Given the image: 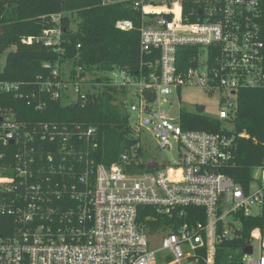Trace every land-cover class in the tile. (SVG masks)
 <instances>
[{
    "label": "built area",
    "instance_id": "2783aa9c",
    "mask_svg": "<svg viewBox=\"0 0 264 264\" xmlns=\"http://www.w3.org/2000/svg\"><path fill=\"white\" fill-rule=\"evenodd\" d=\"M112 3H128L141 15L134 75L113 69L79 78L77 68L71 79L64 66L61 79L56 62L49 77L32 85L0 80V97L42 110L43 94L60 101L71 88L70 105L115 89L119 99L134 98L115 102L134 139L147 131L176 160L153 159L156 169L128 173L131 159L123 155L107 167L84 144L94 129L26 125L0 108V217L9 221L0 235V264H264V224L248 226L263 215L264 165L253 169L247 187L223 172L232 166L235 139L247 136L222 124L217 133L184 130L179 118L186 111L170 113L169 102L185 87L222 91L217 120L232 125L237 92L264 88L261 0H102ZM63 17L70 14L49 16L50 27L22 43L62 55ZM115 28L128 32L133 24L118 20ZM180 48L196 52L185 70L178 58L176 67ZM142 207L175 215L177 226L151 232L138 221Z\"/></svg>",
    "mask_w": 264,
    "mask_h": 264
},
{
    "label": "trees",
    "instance_id": "16d2710c",
    "mask_svg": "<svg viewBox=\"0 0 264 264\" xmlns=\"http://www.w3.org/2000/svg\"><path fill=\"white\" fill-rule=\"evenodd\" d=\"M69 13L70 17L61 20L64 52L58 55L40 44L22 43L26 37H37L50 24L48 17L59 13ZM118 20L132 22L133 29L122 32L115 28ZM140 12L128 3L102 5V0H0V55L4 54L5 64L0 72V80L33 84L38 78L50 76L54 63L59 64L60 78H64V66L70 67L71 79L77 68L82 72L79 78L89 76L91 72H107L113 69H126L134 75L140 68L139 35ZM76 24V29L72 25ZM259 25L264 42V0L260 4ZM79 46V48H77ZM196 52L180 48L176 53V67L189 68L191 57ZM44 65H49L45 68ZM193 66V65H192ZM119 92L103 88L96 95L86 96L84 101L62 105L41 95L44 103L42 110L34 104L13 96L0 97V108L12 110L17 119L26 125H55L59 127H80L87 131L94 129L89 138H84L88 153L95 163L109 167L120 164L123 155L135 150L137 155L131 159V166L125 172L146 171L138 141L134 139L128 116L115 105ZM237 107L232 120L233 133H244L247 138H236L232 166L223 172L242 187L251 181L254 168L264 165V88L242 89L237 92ZM179 123L184 130H198L208 133L220 132L221 122L197 113L182 112ZM136 141V144H134ZM138 221L151 232L157 229L168 232L169 226H177L175 215H160L149 207L138 211ZM8 219L0 217V235ZM261 220L249 221L248 226H262ZM167 228V229H166ZM237 245V244H236Z\"/></svg>",
    "mask_w": 264,
    "mask_h": 264
},
{
    "label": "rangeland",
    "instance_id": "374dc122",
    "mask_svg": "<svg viewBox=\"0 0 264 264\" xmlns=\"http://www.w3.org/2000/svg\"><path fill=\"white\" fill-rule=\"evenodd\" d=\"M76 24L72 25V29H76ZM7 49L4 54L0 55V72H2L5 64V56L8 53ZM69 96H61L60 102L62 105H67L76 100V95L72 93V89L69 88ZM224 97L222 91H213L212 93L206 91V89L199 86L185 87L182 88L180 95L177 96L175 93L170 95L169 102L172 107L170 113L175 114L177 109H183L189 113H200L203 116H206L211 119H218V111L220 109V101ZM121 103L134 101V98L131 96H126L119 99ZM198 107H202L201 112L197 111ZM222 127L228 131L233 129L232 125L226 121H222ZM138 145L140 147L141 155L144 160L154 159L157 163H173L176 160V154L174 152H169L166 149H160L157 147L156 142L154 141L152 135L147 131H144L139 138ZM134 155H137L135 150H131L129 158H132Z\"/></svg>",
    "mask_w": 264,
    "mask_h": 264
},
{
    "label": "water",
    "instance_id": "95a60500",
    "mask_svg": "<svg viewBox=\"0 0 264 264\" xmlns=\"http://www.w3.org/2000/svg\"><path fill=\"white\" fill-rule=\"evenodd\" d=\"M2 34V29L0 27V35ZM203 110L202 107H198L197 111L201 112ZM134 144H136V141H134ZM158 167V164L153 160V159H148L146 161V170H152V169H156ZM247 252L250 253V249H247Z\"/></svg>",
    "mask_w": 264,
    "mask_h": 264
}]
</instances>
